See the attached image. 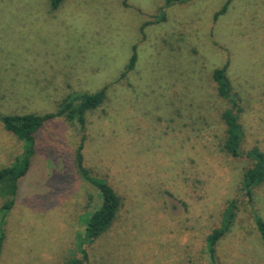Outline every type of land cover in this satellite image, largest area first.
Here are the masks:
<instances>
[{
    "label": "rangeland",
    "instance_id": "obj_1",
    "mask_svg": "<svg viewBox=\"0 0 264 264\" xmlns=\"http://www.w3.org/2000/svg\"><path fill=\"white\" fill-rule=\"evenodd\" d=\"M227 1L170 5L157 23L166 0H64L56 11L51 0H0V114L42 115L56 112L72 92H109L106 103L87 114L85 130L56 118L39 135L2 228L7 238L0 264H66L83 257L86 221L101 198L77 171L81 144L85 165L122 198L114 228L83 246L89 264H178L180 258V264H212L206 237L232 201L238 215L218 247V261L264 264V244L240 191L250 165H219L224 131L201 142L191 125L185 127L193 121L192 108L182 106L184 119L178 117L188 88L193 95L186 102L209 99L197 94L212 93L211 72L227 63L229 50L244 61L259 52L241 36L239 44L237 29L239 13L252 20L249 2L264 23V0H234L216 20ZM145 23L152 24L141 31ZM138 43L137 67L123 78ZM191 66L199 72L191 81L200 85L192 88L182 74ZM238 71L234 60L229 75L235 87L243 80ZM173 102L178 108L170 112ZM22 150L0 123V169ZM190 151L204 158L197 174L205 172L208 185L198 192L185 186ZM3 203L0 196V224ZM254 205L264 219V185L255 191ZM235 248L246 254L233 257Z\"/></svg>",
    "mask_w": 264,
    "mask_h": 264
},
{
    "label": "trees",
    "instance_id": "obj_2",
    "mask_svg": "<svg viewBox=\"0 0 264 264\" xmlns=\"http://www.w3.org/2000/svg\"><path fill=\"white\" fill-rule=\"evenodd\" d=\"M190 0H166L165 7L161 9L162 17L157 23L166 19L165 9L177 3H186ZM234 0H228L223 8L215 15L217 20L220 16L227 13L230 4ZM64 0H51V9L58 10ZM126 4V3H125ZM252 8L248 12L251 21L244 19L239 13L237 37L239 36L245 43L251 42L252 49L257 48L259 52L255 56L247 57V61L241 59L228 51L229 59L224 66L216 67L211 72L210 81L213 91L210 95L198 93L199 98L207 96L209 99L186 102V96H192L190 88L185 91L183 101H181L178 117L184 119V108H192L194 118L191 123L186 122L185 127L190 125L197 138L201 142L210 141L211 138H217L219 132L224 131L223 144L219 153V165H234L248 162L250 167L245 171L240 191H242L246 205L251 212L256 230L264 244V219L260 216L254 205L255 191L264 185V23L259 20L258 9L252 3L247 4ZM260 5V4H259ZM164 10V11H163ZM254 10V11H253ZM241 16V17H240ZM152 23H145L141 31ZM215 35V31L213 32ZM236 36V32H234ZM242 41L239 39V44ZM139 43L133 46V54L126 66L122 70L121 77H126L134 72L139 62L137 53ZM229 49V48H228ZM227 49V50H228ZM235 60L238 73L243 76L242 82L235 87L233 80L229 75L230 64ZM181 66L184 64L181 63ZM198 70L190 67L182 74L188 75L187 82L192 86H200L195 80ZM154 76L156 74H149ZM194 77V78H193ZM193 78V79H192ZM178 81H183L184 77L178 76ZM162 90V89H161ZM160 90V92H162ZM190 92V93H188ZM109 92L107 88H102L95 93L72 92L64 97L58 105L56 112L45 113L42 115L28 113L23 115H4L0 114V123L4 129L13 134L23 146L21 155L10 166L0 169V196L3 197L2 205V223L0 224V257L4 251V245L7 235L2 228L6 223L8 214L13 210L16 199L19 194L21 179H23L30 170L32 159L37 154V142L39 135L45 126L56 118H63L69 123L79 126L80 130H85L86 116L89 112L95 111L104 105L108 99ZM162 96V95H161ZM172 109L178 108L173 102ZM191 106V107H190ZM174 123V122H172ZM201 154V150L198 151ZM188 156L191 162L187 165L185 174L189 175L185 181L187 189L198 192L207 188L205 172L197 174L198 169L202 170L203 157H197L190 151ZM75 163L78 173L86 184L95 187L100 192L101 205L95 210L86 221L84 237L79 249L82 258H71L66 264H89V253L87 247L95 244L106 236L119 220L122 208V198L108 182L93 175L84 162L83 144L79 145L75 154ZM190 174H189V173ZM238 215L237 202L232 201L227 205L222 215V220L215 230H211L206 237V248L212 264H225L218 261V247L224 241L236 222ZM85 245L86 248L83 246ZM246 249H237L232 252V256H242L246 254ZM187 254V252H186ZM186 254L184 257H186ZM182 258L179 259V262Z\"/></svg>",
    "mask_w": 264,
    "mask_h": 264
}]
</instances>
